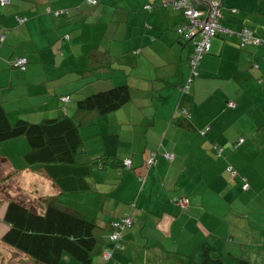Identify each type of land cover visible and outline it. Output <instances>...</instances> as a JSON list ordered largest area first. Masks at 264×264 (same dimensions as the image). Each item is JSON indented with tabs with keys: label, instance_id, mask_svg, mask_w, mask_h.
Wrapping results in <instances>:
<instances>
[{
	"label": "crops",
	"instance_id": "1",
	"mask_svg": "<svg viewBox=\"0 0 264 264\" xmlns=\"http://www.w3.org/2000/svg\"><path fill=\"white\" fill-rule=\"evenodd\" d=\"M179 1L0 5V103L12 123L72 115L80 95L127 84L128 104L82 128L85 151L92 158L130 159L135 167L150 152L172 157L159 154L143 184L131 174L119 177L100 203L75 196L78 207L100 204L107 226L133 207L134 227L125 232L123 249L108 261L102 251L94 264H203L209 249L224 264H264V44L243 48L236 34L220 33L201 60L190 94L182 95L194 44L179 33L187 22L185 12L174 7ZM220 11L222 27L249 29L264 41V0H224ZM20 59L27 60L23 70L16 66ZM0 159L15 174L47 180L48 198L60 195L32 168L15 169L8 158ZM114 171L103 182L118 183ZM180 197L190 202L187 212L172 202ZM0 221L2 244L8 226ZM4 248L14 261L0 258V264H32ZM62 264L79 263L65 258Z\"/></svg>",
	"mask_w": 264,
	"mask_h": 264
},
{
	"label": "trees",
	"instance_id": "2",
	"mask_svg": "<svg viewBox=\"0 0 264 264\" xmlns=\"http://www.w3.org/2000/svg\"><path fill=\"white\" fill-rule=\"evenodd\" d=\"M26 65L27 60L21 67L16 64L21 70ZM190 92L191 88L186 95ZM131 98V90L127 84L113 86L107 90L80 95L75 102V112L72 115L63 112L57 117L39 123L22 119L12 123L0 103V148L7 141L21 140L20 144L23 147L22 149L20 147L15 157V160L21 163V169L32 168L49 179L60 192L58 197L48 198L40 210L32 209L18 201H10L3 219L4 224L8 226L1 239L4 246L25 256L32 264H62L65 258L79 264H94V259L102 251L112 252L113 257L114 253L123 249L124 234L134 227L133 207L121 217L109 221L107 226L103 224L106 210L100 208L97 212L90 207L91 204L83 203L78 207L75 204L77 200L75 202L68 199L67 203H63L61 199L80 194L88 198L87 201L90 203L96 200L100 203V198L102 196L108 198L120 184V178L127 174L136 176L140 184L146 182L151 169L157 164L159 154L170 161L167 153L150 152L143 157L142 166L135 167L130 159L122 160L108 154L92 158L85 151L81 129L92 125L101 116L120 110L131 101ZM85 152L88 159L84 162L79 161L78 157ZM151 159L152 163H149ZM112 169L117 173L116 178L120 177L118 183L103 182L105 174ZM229 173L233 178H237V173L233 169ZM108 184L112 186V190L107 192L105 185ZM247 190L243 189L245 192ZM183 199L188 202L186 207L178 203ZM172 202L182 212L189 210L190 202L186 197L175 198ZM125 220L129 222L125 224ZM115 235L117 240L114 239ZM208 254L203 264H224L216 251L209 249ZM241 264L247 262L242 260Z\"/></svg>",
	"mask_w": 264,
	"mask_h": 264
},
{
	"label": "built area",
	"instance_id": "3",
	"mask_svg": "<svg viewBox=\"0 0 264 264\" xmlns=\"http://www.w3.org/2000/svg\"><path fill=\"white\" fill-rule=\"evenodd\" d=\"M89 5H97L99 0H84ZM222 1V0H221ZM221 1H212L210 7L207 10L199 9L193 6L189 0H180L177 2L174 7L176 9H181L185 12L187 22L180 28L179 33L182 35L183 39L187 42H192L194 44V50L190 56V69L191 77L188 81L179 88V91L183 94H188L191 88L192 79L197 75L199 70V65L201 64L202 58L210 52L212 48V40L216 38L220 33L225 35H234L240 39L241 47L245 46H261L264 44V41L260 38L254 36L252 31L249 29H243L239 33L228 30L220 25L221 18ZM11 4V0H0L1 6H7ZM148 8H151L149 6ZM64 13H56V15ZM23 22V21H20ZM3 40V38H2ZM26 60H18L16 62L17 66L21 67L25 65ZM170 160L172 157L168 156ZM152 163V159L149 161ZM232 170V169H230ZM235 174V173H234ZM244 190L248 189V186L245 184L243 187ZM181 206H187V200L183 199L178 202ZM128 220H125V224L128 223ZM114 239L117 240V235L114 236ZM112 257V252H107L105 254V259L109 260Z\"/></svg>",
	"mask_w": 264,
	"mask_h": 264
},
{
	"label": "rangeland",
	"instance_id": "4",
	"mask_svg": "<svg viewBox=\"0 0 264 264\" xmlns=\"http://www.w3.org/2000/svg\"><path fill=\"white\" fill-rule=\"evenodd\" d=\"M88 134V130H83L84 137ZM20 143L21 142H15V140H10L3 143L0 148V156L8 158L15 169H18L20 166H22L18 160H15L16 153L19 151L20 147L21 149L23 147V145L21 146ZM78 158L79 161L83 162L88 159L86 153ZM38 176H31L28 173L23 175L21 173L15 174V172L10 168L8 162L6 160L0 159V220H2V218L4 219L6 207L10 201H18L25 206H29L32 209L38 210H40L39 208L41 206H44L47 203L48 194H46L47 192L45 193L44 191H48V186H50V184H47V180L43 181L40 175ZM40 181L41 183L46 184V186L41 185L39 183ZM68 199L72 201L76 200L75 195H70L63 197L61 201L63 200L62 202L66 203ZM78 201L82 203L81 200ZM90 207L96 209L98 212L97 209L101 208V205L97 203L95 205H90ZM4 247L6 246L0 243V251L3 254V257L0 256V258L5 259L6 261L7 258H12L10 260L14 261V258L12 257L13 254H11L12 256H9L8 253L6 254V251H3L5 249Z\"/></svg>",
	"mask_w": 264,
	"mask_h": 264
},
{
	"label": "water",
	"instance_id": "5",
	"mask_svg": "<svg viewBox=\"0 0 264 264\" xmlns=\"http://www.w3.org/2000/svg\"><path fill=\"white\" fill-rule=\"evenodd\" d=\"M202 2H204L207 6L210 7L211 1L210 0H200Z\"/></svg>",
	"mask_w": 264,
	"mask_h": 264
}]
</instances>
